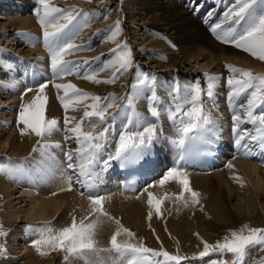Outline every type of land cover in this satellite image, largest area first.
<instances>
[{
	"label": "bare ground",
	"instance_id": "obj_1",
	"mask_svg": "<svg viewBox=\"0 0 264 264\" xmlns=\"http://www.w3.org/2000/svg\"><path fill=\"white\" fill-rule=\"evenodd\" d=\"M11 1L12 0H9L3 6L5 7L8 6L9 4L11 5L10 3ZM124 1L129 5H131V8L139 10L142 14H144V17L141 20L142 21L144 20L145 23H148L150 27L161 31H166L170 35V39L172 40V43L176 47H178V49L175 50L173 54L168 55L165 58L166 62H158L159 67L163 68L165 71H167L168 69H177L181 75H185V74L191 75V73L197 74L201 70L200 67L204 66L206 67V69H210L213 72L217 71L219 73H226L230 75L232 73L228 69L227 65H233V66L237 65V67L240 68L250 69L254 74L255 73H261L260 75L264 74L263 61L257 60L251 54L236 48L232 44L223 43L220 39H217L216 34H214L210 30V26H213L217 23H222L224 21V13L228 9V7L232 5L233 0L228 1V5L219 6L220 8H218V10L216 11H215L216 6H218L219 3L222 4L221 3L222 0H124ZM229 4L231 5L229 6ZM208 7L210 8L208 9ZM23 17L25 16L21 15V18L18 17L13 19L10 18L11 20L9 19V21L11 26L16 25L25 28L30 27V29L32 30L33 29L37 30L38 20L36 21V19L33 18L32 16L31 18H23ZM5 26L7 25L5 24L2 27ZM227 27H228L227 23H224V28L226 29ZM27 35L29 36V34ZM25 41L28 42V39ZM41 41L39 42L41 43ZM107 41L109 42V45H112V43H118L119 38H116L115 42H113L110 34V38H107ZM142 43L144 44L145 41H143ZM30 44L32 45V42ZM42 46L38 48L36 47L39 52L43 50ZM110 58H108L107 61L105 60L106 65H110L111 62ZM27 63L33 64L31 61H28L24 64V66ZM105 64L104 65L102 64L103 68L106 66ZM183 68L187 70L186 73ZM114 71H115L114 68L110 70L109 66H107L104 68V71H102L101 75L100 76L98 75V79L109 80L111 79V77H109L110 73ZM23 74L24 76L27 75L30 78V80H33L37 75H39V72L31 71V69L29 70L27 68L23 71ZM72 82L75 83L77 86H81L84 89L88 90V92L92 90L94 93H98L100 91L106 92L108 89L116 90V91L121 90L120 83H117L116 81L115 83H93L92 81H89L87 79L82 80L80 82H76V80L74 79L72 80ZM17 83H18V79L16 78L15 80L11 81L10 87L11 86L15 87ZM50 84H47V86H49ZM147 88H149V84L148 86L145 85L143 86V91ZM165 89H168L166 85L164 86L163 90ZM19 91L22 90L20 89ZM33 91L35 90H32L28 93H33ZM57 94L59 93L56 92L54 86L51 85L49 86V88L48 87L45 88V95L47 96L45 114L47 119L54 118L59 121L58 114H60L61 112L57 106V102L59 99ZM143 94H145L144 95L145 97H142V94L141 97H137V96L136 97L145 99L150 94V92H148L147 96H146V91H144ZM34 95L35 94H30L28 95V98L26 100L23 99L20 107L22 108L24 104L28 103L34 97ZM20 96L21 94L19 95V97ZM131 96L132 99H134L132 94ZM24 97H26V95ZM9 98L10 100L8 101L10 102L18 101L15 95L13 94ZM115 105H113V107H111L108 110L105 116L104 124L102 125V127L99 128L97 132H93L90 128H88L85 131L97 135L105 127L108 128L107 140L104 142L103 146L108 144L109 147L107 149L102 148L99 151L97 155L96 163L93 166H91L92 172L95 173V175L93 176L90 174L89 177L86 179L85 177L80 176L78 172H74L73 169H71L73 171L74 178L80 181L78 183L79 190L82 192V194L85 195L86 199H90L92 197L90 195L91 193L90 187L93 184L97 185L99 190L108 187V185L111 184L114 185L115 181L119 182V179L117 178L116 175H119L118 173H120L123 170L124 163H121L118 160H111L107 166H105L104 164V161L108 160L109 156L113 155L116 152L119 143V136L122 132V130L118 132L117 134L118 137L116 139H113L110 136L111 131L113 130V127L116 124V120H113L114 117L113 109ZM125 113H126V118L123 123H126V125H128V127H126L125 129L127 131H141L148 124H151L147 120V117L140 112H136V110H134V107H132L131 109L129 108V110H126ZM137 114H140V116H137ZM161 114L165 115L163 111L161 112ZM13 115H14L13 111H10V116L13 117ZM212 117L215 123L221 125V127L223 129H226V131L231 132V136L234 144L233 151L237 152L235 153L233 158L229 160V162L232 161L230 162L232 167L229 168L227 165L225 166L226 168L224 167L223 170L221 169L222 171L220 170L221 172L206 173V174L205 172H200L194 169H190L184 166L173 155L171 148L175 147V145L171 143V140L178 138L177 134L175 138H170L167 141V148H170L172 155L171 157L172 162L170 165L171 169L174 167L179 168V165L185 168L184 171L186 172L188 179L190 181L191 189L200 194L199 203L198 204L191 203L190 193H184V199L189 201L188 205L185 206L184 200H181L179 198L183 191L182 185H180L178 181L172 180L161 186L159 180L156 181L154 185H152L151 194L155 196L157 192L160 193V190L165 192L166 195L163 204H167L166 201H168V207L171 210L165 211V209L162 207V209H160V212L162 211L164 218L162 216L161 219L159 217L151 216V219H149V216H144L145 213L142 210L144 209L147 210L148 212H152L149 211L151 207L148 203L149 196H147L145 200H142L140 198L141 193L139 194L138 197H134V194H137L138 191H140V188L142 187L143 184L139 183L138 188L132 193L131 192L129 193V191L121 190L118 196L112 198L115 201H113V203L109 201V203L112 205L111 210H114L113 212L116 214L121 213L120 214L121 220L123 221L124 218L126 219L125 221L127 223L131 222L130 225H132V228L135 229L134 231L135 236L131 242L140 243L138 238H141V240H145L147 237L149 238L152 237V235H156L159 241L162 242V247L165 248L166 251H168L169 253L173 254V252H175L174 251L175 248L173 241L171 240V238H169V233H170L176 238L177 241H182V244L186 245L187 247L189 246V249L193 251V254L188 255V260L193 258L191 262H194L197 259L196 256H199V253L203 250V243L201 241V237L206 238L207 236H209L208 234L209 231L211 230H216V231L223 229L227 230L226 228L230 227L229 225L230 221H233L232 223L234 224L235 227L237 224H239L237 223V221L238 222L241 221V219H239L240 215L236 214L237 212H239L240 214L248 213V215L250 216L244 219L251 220L252 224H254L255 227L259 226V220L256 219L254 215L258 211V209L256 208L257 204H260L262 206V209H264V165L260 166V164L258 163V161L264 160V145L256 141L257 146L254 147V145L252 144L253 141H250L247 137H245V139L241 141V146L238 147L236 144V140L238 138L237 132H234L233 128L231 130L228 129L225 120H218L215 116ZM95 120L99 121L98 118H95ZM151 121H155V120L152 119ZM217 124L215 127L216 134H218L220 130ZM23 128L24 125L18 123L16 126L11 127L10 131L12 132L8 136H3L2 138H0V152L6 153L7 158L8 156L11 155H24L30 151H33L34 148L33 145L37 141V136H35L34 133L22 135L21 130ZM251 128H253L252 125ZM252 130H253L252 132H254V128ZM56 135L58 134L52 133L50 136L56 137ZM69 136H70L69 139L73 137L71 135ZM77 147H78V143L75 141L65 143V146L62 148V150L52 154L51 159H48L47 161L44 160L43 164L38 163L37 167L35 168L31 167L30 168L31 170L26 169L24 173L16 175L20 177L19 179L16 176L13 178L8 176L7 174H0V202L6 203L7 201V203H10L8 202V200L9 201L12 200V202L10 203V205L12 204V207L10 206L11 210L9 209L12 212L10 213L12 215L10 216L8 215L7 218L13 219L10 220V223L0 228V231L6 232L10 228V226H15V225L16 228H20L21 226L19 227L18 225L22 223V221L25 222L28 220L42 221L41 225L44 226L45 221L49 220L52 217H56V215L57 218L53 224L54 227H57L58 230V228L60 227L70 226L73 217H76V215H73L66 223H61L63 220L60 218V216L62 215L63 217L65 214H67L68 207L69 208L76 207L78 211L83 210V208L85 207L87 208L89 207L88 204L85 203V201H83V199H80L79 202L80 205H78L76 198L74 200H71V198H69L66 193L54 194L49 192L53 189L61 188L65 186V182L67 180L66 170H68L69 168L67 167L69 161L66 159V154L67 153L75 154L77 151ZM158 147L160 148L162 147V145L157 135V139L153 141L149 153L144 158L145 159L151 158L152 154L155 153ZM7 158L5 160H7ZM59 158L63 160L64 162L63 165H61ZM72 162L74 164L79 165L80 160L74 155ZM66 163L67 165H65ZM31 164L32 163H30V165ZM15 185L17 187H15ZM244 185L246 187H244L242 190L243 191L246 190L245 194L249 192L248 193L249 196L243 195L242 197H240L241 200L244 202L245 209H241V207L235 206L236 207V213H235L231 208V200L234 198L235 195L240 196L242 194L238 192L239 190L240 192H242L241 187H243ZM117 186L119 187V185L112 187L117 188ZM2 188L4 190L3 197L1 194ZM6 189L9 190L6 191ZM73 193H74V189H73ZM72 195L73 194L71 192L70 196ZM14 200L18 201L17 204L15 205L13 204ZM105 202H108V200H106ZM144 202H146L145 205H142V203ZM109 203L107 204L109 205ZM19 204L21 206L15 208ZM13 208H15V210H13ZM134 209H136L137 211H135ZM207 211L213 214L215 221H213L212 219L209 220L207 218L208 215ZM129 212L133 214L132 216L135 215L134 219L132 218L128 219L131 217L129 215ZM224 212H226L228 217L224 216L223 214ZM112 214L113 213L110 212L108 213V216L100 217L101 223L99 224L95 235V241H96L95 251L85 252L83 256H75L71 258L70 262H72V264H126V261L129 259V257H122L119 253H117L112 249L110 243L111 236L116 232L117 228L119 227L115 223V220H118L120 225H122L120 219H118L116 216H112ZM125 215L126 216L128 215L129 217H126ZM110 216L111 218H114V220L110 219L109 218ZM163 219L165 220L163 221ZM243 220L241 222H243ZM7 221L9 222V220ZM164 224L168 225L167 229H165ZM38 228L39 227L31 230L30 229L22 230V228L18 230L15 228L12 229L11 230L13 231L12 251L13 253H17L19 256H25V255L27 256V253L29 251L34 252L33 254L35 255L34 259L29 260L28 261L29 263L27 264H56L58 260L56 255L59 253V251H52L50 249L43 248L42 250L47 251L49 254L41 255L37 251V249L33 246V241L40 238L39 232L37 231ZM193 232L198 233V234L196 233L197 237L192 235ZM151 233L152 235L149 236ZM0 236L2 237V235ZM126 240H128V238L125 235H121L120 237H118V241L121 243L125 242ZM231 255L232 254L226 253L220 258L219 257L221 256L220 254L217 260L219 259L226 260L227 264H234V259ZM211 259H212V254L209 257H204L205 260L204 264H209V261ZM191 262L190 263L185 262L181 264H188V263L191 264ZM255 263L264 264V251L260 253V259Z\"/></svg>",
	"mask_w": 264,
	"mask_h": 264
},
{
	"label": "snow or ice",
	"instance_id": "obj_2",
	"mask_svg": "<svg viewBox=\"0 0 264 264\" xmlns=\"http://www.w3.org/2000/svg\"><path fill=\"white\" fill-rule=\"evenodd\" d=\"M41 8L36 9V15L39 17V23L43 27V37L45 44L50 52V67L53 75L57 79H63L68 75H80V64L65 59L66 56L80 50L72 37L76 35V30L80 22L77 17L84 13L83 9L69 8L62 9L54 6L51 0H39ZM224 23L228 27L224 28ZM210 30L216 34L217 39L223 43L232 44L236 48L251 54L253 57L264 61V0H233V3L224 13V21L210 26ZM120 28L119 21L114 26V30H110L112 41L115 42ZM113 59L110 65L116 69L113 77L109 80L98 79V73H87L80 78L87 79L93 83H115L117 73H122L133 67V54L127 44L117 45L116 49L112 50ZM83 63H88L84 61ZM230 72L233 74L227 80L230 88V101L246 95V102L239 105L244 109V118L237 112L233 115L234 128L237 132V146H241V141L247 137L250 141H257L264 145V75L254 74L250 69L227 65ZM217 77L208 76L207 90L201 88L199 83L191 87L185 86L183 94H181L180 86L177 84L169 92L173 97L170 105L166 104L161 98L155 94L154 85L156 77L150 73H142L137 77V83L131 87L136 96L143 93V86L149 84L150 94L146 97L149 100V111L151 116L159 121L161 112L163 111L172 121L173 127L177 132L176 139H172L171 143L178 149L184 150L181 152L180 159H185V152L189 146L196 143H211L209 134L214 135L215 121L211 116L210 111L206 110L203 103V98L206 96L209 99H214V88L216 86ZM150 82V83H149ZM48 82H44L38 87L37 94L26 104H24L19 112L18 123L24 125L21 134L34 133L35 136L43 140L46 136H50L54 131L58 130L59 121L56 119L46 118L47 96L45 88ZM55 88L63 90V96L60 97L63 107L74 109L80 104H85V111L81 120L72 128H67L71 120L75 118L65 117V126L68 132L73 134V139L78 143L75 154L67 153L66 159L69 161L68 167L78 172L80 176L86 179L89 175H95L92 172L91 166L97 161V155L103 148L104 142L107 140L108 128L105 127L99 134L94 135L91 132L83 130L84 120L89 121L92 118H98L104 122L105 116L109 108L113 107V103L108 98L90 94L69 83H56ZM32 91L31 88L26 89V92ZM115 97L112 98L114 100ZM91 101L90 104L86 103ZM105 100L104 103H101ZM126 104L131 109L133 107V99L130 98ZM161 105H164L161 108ZM91 109V110H87ZM259 110V111H258ZM140 116V114H137ZM115 117H113V120ZM146 119V118H145ZM251 124L254 132H248L247 129L241 130L240 124ZM128 125H126L127 127ZM157 139L156 124H148L141 131L123 130L119 136V143L116 152L110 155L108 160L104 161L107 166L111 160H118L121 163H136L142 160L151 149L152 143ZM60 147V145H54ZM51 146L48 144H40L38 148H34V152H39L42 157L51 159V153L48 149ZM76 156L80 163L74 164L73 156ZM25 161L15 164L0 163V174H7L10 177H15L17 174L26 171ZM43 164L44 161H39ZM232 167L231 164L228 165ZM178 181L182 185V193L180 199L184 200L185 206L189 201L184 199V193H190L191 203H199V193L192 190L190 181L185 171L181 168H172L167 172L160 181L163 186L169 181ZM68 189L72 187V177L67 178ZM80 181L77 180V183ZM148 203L155 208L156 212H160L162 201L157 199L151 193L149 194ZM92 215L96 216L95 220L85 223L83 220L77 222L73 217L70 226L60 230H54L51 225H44L37 229L39 239L33 241V246L41 255H48L43 248L52 251H63L68 255L83 256L85 252L95 251V235L96 230L101 223V216H108V213L103 207V198L95 197L91 200ZM110 219L111 218L109 217ZM151 219V213H149ZM115 223L119 226L116 232L111 236V246L114 251L122 257H129L127 264H181L182 261L188 259L179 254L173 255L166 250H154L146 247L143 243L131 242L135 234L120 225L118 220ZM2 227V226H0ZM33 226H29L31 230ZM0 231V235H4ZM125 235L128 240L121 243L118 237ZM264 250V229L251 228L244 225L239 230H232L230 236H225L223 241H217L215 244H209L206 241L203 244V250L199 253V257H209L212 253L232 254L234 264H244L246 257L249 255L250 249ZM159 258H163L162 260ZM209 264H227L226 260L211 259Z\"/></svg>",
	"mask_w": 264,
	"mask_h": 264
},
{
	"label": "rangeland",
	"instance_id": "obj_3",
	"mask_svg": "<svg viewBox=\"0 0 264 264\" xmlns=\"http://www.w3.org/2000/svg\"><path fill=\"white\" fill-rule=\"evenodd\" d=\"M29 1L30 2H28V0H15L14 2L11 1L12 6L9 4L11 7L5 8V11H3V12L0 9V26H1V28H0V73L2 72V77H1V81H0V104H1V106H0V138H2L3 136H8L12 132V131H10L11 127L12 126L14 127L18 124V120H16L14 122L15 118L13 119V117L10 116V111L5 113L6 111L3 110L4 108H2L3 106L9 107L11 105L12 106L16 105V107H15L16 110L14 108L13 113L18 114L19 107L17 106V102L13 103V104L9 103V104L5 105V102L7 103V101H8L5 98H7L6 96L10 93V89L8 88L7 84L9 85L11 82H8V79H9V81H12V79L8 76H10L11 74H14L13 78L14 77L16 78L17 74L19 76L20 73H16V70H18V66H19L18 61L22 60V59L25 60L27 57L32 55L31 53H33L34 55L38 54V52H34L35 50L38 51V49H37L38 47H41L39 43H37L38 45H36L35 44L36 42H34L35 41V35L37 34V31H40V35L44 39V37H43L44 29L41 26V24L39 23V17L35 14L36 9L41 8V5L39 3V0H29ZM51 2L54 6L60 7L62 9H69V8L83 9L84 13L87 14V15H84L82 13L80 16L77 17L80 24L81 23L82 24L81 25L79 24V27L76 30V35L73 37V40L77 45L80 46V50L78 52H81V53L74 52L73 54L70 55V56H74V55L76 56L77 55V58H76L77 63L83 65L84 64L83 62L85 60L81 61L82 59L86 58L87 61L89 59H92L93 61H91L89 63V65L92 63V65L95 66V64L98 63V65L96 66L97 67L96 69H98L97 72H98V75L100 76L102 71H104V68H105V67L103 68V65L106 63L105 60L107 61V59L110 58V55H111L110 60L113 59L112 50L116 49L118 44L119 45L127 44V46L130 47L132 50L133 67L127 71L122 72V73H117L116 82L120 83V86H121V90H117V91L108 89L106 92L100 91L98 93H94L92 90L88 92V90L84 89L83 87L77 86L75 83L72 82V80L75 79L76 82H80L82 80H85L83 78H80V76L84 75L83 73H88V72H83L80 70H79L80 75H77V78H79V79H76V77H74V76L71 77V75H69L70 77L66 76L63 79L54 80L53 83L50 82L51 84L49 83L50 84L49 86H51V85L54 86L56 83H59V82L60 83L71 82L72 84L76 85L77 88H79L85 92H88L90 94L101 96L102 98H108V100L111 102H112V98L115 97V99L118 100V105L116 104L117 103L116 101L113 102V105L116 104L118 108H120L124 97L128 96V93H129L130 98H132L131 94L133 95V98H134L133 103H135L136 105H139L138 107L140 108V111L145 112V110H148V107L145 105L143 106L142 102H140L141 98H137V97H141V95L136 97V95L133 92V89L131 87L134 83H136L138 76H140L142 73L153 74L156 77V83L154 85L155 89H157V88L160 89L159 86L162 84V82L165 81L162 78L163 77L162 74H164V77H166V79L170 78L171 80H173L172 82L170 80L169 84L178 83L177 82V80H178L177 75L175 76V74H174V71H175L176 73H178V76H181V74L178 72V70L177 69H168L169 71L168 70L165 71L163 68L159 67V63H158V62H166L165 58L168 55L173 54L175 52V50L178 49V47H176L172 43V40L170 39V35L166 31L154 29V28L150 27L148 23H145L144 20H143L144 21L143 22L141 19L144 17V14H142L139 10L131 8V5L126 3L124 0H51ZM1 3H4V1L0 0V6L2 5ZM229 3H231V2H229ZM4 4H6V2ZM230 5L231 4H229V6ZM1 7L4 8V6H1ZM21 15L25 16L23 18H31V16H32L33 18L36 19V21L38 20L37 24L39 25V27L37 28V30L36 29L32 30V29H30V27H26L25 29H23V27H19L16 25L11 26L9 19L10 18L13 19L16 17L21 18ZM117 21H119L120 28L122 29V31L120 33H118V35H117V38H119V42L118 43H112V45H109V42H108L109 40L107 41V38H110V34H111L110 30H114V26L116 25ZM5 24L7 26L2 27ZM28 28H29V30H28ZM5 29H6V31H5ZM27 34H29V36ZM27 39H28V42L25 41ZM37 40H38V42L41 41L40 38ZM143 41H145L144 44L142 43ZM31 42H32V45L30 44ZM43 43H42V45H44L43 47L45 48L44 52L47 54V50H49V49H48V47L44 41H43ZM12 47H14V49L16 48V50H17L16 51L17 53H15V55H17L16 58H11L12 54H11L10 50H8V49H11ZM104 51H106L107 55L102 53ZM47 56H49V55L47 54ZM33 57H35V56H33ZM66 58H69V55L66 56L65 59ZM102 58H103V65H101ZM257 60H259V59H257ZM259 61H261V60H259ZM45 64L50 65V62L45 63ZM28 65L29 64L27 63L24 67H26ZM99 65H100L101 69L99 68ZM24 67L19 69V71H21V72L24 71ZM235 67H237V65ZM102 68H103V70H102ZM112 68L113 67L109 66L110 70ZM200 68L201 69L205 68V70H206V67H204V66H202ZM7 72H8V74H7ZM115 72H116V69L114 72H111L110 75L108 74L109 77L112 78L113 74ZM186 72H187V70H185V73ZM93 73H95V72L93 71ZM193 75H195V74H193ZM6 76L8 79L7 78L4 79ZM230 76H232V74L228 75V77H230ZM3 79H4V81L5 80L7 81V84L5 82H2ZM63 80H65V81H63ZM49 86H47V87L49 88ZM145 86H148V84H146ZM21 90L22 91H18L19 93H16L18 95L21 94V96L19 98H21L26 93L25 89L24 90L21 89ZM122 90H123V92L121 93ZM165 90H167V89H165ZM165 90H163L162 93H165ZM58 91L59 90L56 89V92L59 94L61 93L60 95L63 96L62 95V94H64L63 91L62 90H60L59 92ZM144 91H146V96H147L148 92H150V88H147ZM23 92H24V94H23ZM37 92H38V90H36L35 92L33 91V93H28V94H26V97H24L23 99L26 100L28 98V95L37 94ZM59 94H57V96ZM143 95H145V94H143ZM144 101H145V103H147V98H145ZM104 102H105V100L101 101V103H104ZM86 103L90 104L91 102L87 101ZM57 106H58V102H57ZM85 110H86L85 104H83V103L76 106L75 110L72 108L68 109L67 117L68 118H75V119L71 120L70 123L67 125V127L68 128L74 127L75 124L78 123L81 120V118L83 117ZM87 110H91V109H87ZM60 112H61V109H60ZM11 117H12V119H11ZM121 117H123V114L120 115L119 119ZM125 118H126V113H125L124 119ZM4 119H6V120L8 119V122ZM94 120H95V118H94ZM84 121H86V119ZM120 121L124 122L123 118H121ZM85 125L83 123V126H85ZM88 128L89 127H85V128H83V130L86 131ZM70 135L73 136L72 133ZM56 137H57V135H56ZM75 142H77V141L75 140ZM28 154H30V153H28ZM20 156H23V155H20ZM26 157H28L29 163H32L34 165L33 161L35 158V154L31 153L30 155H26ZM6 158H7V154L5 155V154L0 152V162L2 161V159L5 160ZM2 162L4 163L5 161H2ZM13 162L17 163V162H19V160L16 159L15 161L13 160ZM230 162H232V161H230ZM230 162L228 163V165L230 164ZM163 176L164 175H162L158 178H161ZM15 187H17V186L15 185ZM244 187H246V186L244 185L243 187H241V190ZM72 188L73 187H71V191L68 190L69 193L67 192V194L71 195V192H72V194H73L72 196H74L75 194H77V192L74 190V193H73ZM7 190H9V189H6V191ZM245 191L242 190V192H240V190H239L238 193H242V194L240 196L235 195L234 198L231 200V208H232L233 212L236 213V207H238V206L241 207V209H245L244 202L240 198L243 195L249 196V194H248L249 192L245 194ZM1 194L3 197L4 196L3 195L4 194L3 188L1 189ZM158 194H159V192L155 195L157 196ZM237 197H239V198H237ZM157 199L162 201L160 196H159V198L157 197ZM83 201H85V200H83ZM8 202L11 203L12 200L11 201L8 200ZM17 202L18 201L14 200L13 204L15 205V204H17ZM10 203H7V201H6V203L0 202V226H2V227H4V225H7L8 223H10V220H13V219L7 218L8 215L9 216L12 215V214H10V213H12L10 211L11 210L10 206L12 207V204L10 205ZM85 203H86V201H85ZM145 203L146 202H144L142 204L145 205ZM166 203L167 204H163L162 207L165 209V211H168V210L170 211L171 209L168 207V201H166ZM109 205H110V203H109ZM20 206L21 205L19 204L18 206H16V207L14 206V207L17 208ZM162 207H161V209H162ZM255 207H256V205H255ZM15 208H13V210H15ZM256 208L258 209V211H257V213H255L254 217L259 220V226L258 227H255L254 224H252L251 220L244 219V218L250 216V215H248V213L240 214L239 212H237L236 214L240 215L239 219H241V221L244 219L243 222L237 221V223H239V224H237L234 227V224L232 223L233 221H230L229 222L230 227L226 228L227 230L223 229V230H219V231H216V230L209 231V234H208L209 236H207L208 239H207V237L205 238V237L200 236L202 243L204 244V242L206 241L209 244L210 243L215 244L217 241H222L225 236H230V232L232 230H239L244 225H248L251 228L264 229V214H263L264 209H262V206L260 204H257ZM224 209H225V207H224ZM134 210L137 211L136 209H134ZM142 210L145 213L144 216H149V212L147 210H144V209H142ZM149 211H152V213H154V215H151V216L159 217L160 219L162 217L164 218V215L162 213H161L162 215H159L160 213L158 214L155 211V208H153L152 206L150 207ZM106 212H108V211H106ZM207 212H208L207 218L209 220L212 219L213 221H215L213 214L209 213V211H207ZM85 214L86 213H84L83 210L78 211L76 209V207H74V208L68 207L67 214H65L63 217H62V215L60 216V218L63 220L61 223H66L70 219V217L73 215H76L75 218H76L77 222L83 220L85 223H88L91 220H94L96 218L95 215H91L92 217H90V219H89L88 217L83 216ZM157 214H158V216H157ZM223 214L225 217H228L226 212H224ZM66 215H68V216H66ZM129 215L131 217L128 219H131V218L134 219L135 218V215L132 216L133 214H131L130 212H129ZM112 216H115V215L112 214ZM126 217H129V216L127 215ZM166 218H168V217H166ZM7 220H9V222ZM125 220L126 219H124V218H123L124 222L122 220H120L122 223V226H124V228L131 230L134 233L135 229L132 228V225H130L131 222L127 223ZM164 220L165 219H163V221ZM15 226H10V228H9L10 230L8 229L6 232H3L5 234L2 235V237L0 236V264H27V263H29L28 262L29 260L34 259L35 255H33L34 252H32V251H29L27 253V256L25 255L26 257L25 256H19L17 253H13V251H12L13 250L12 232L13 231H11V230L14 228L17 230L21 229V228H22V230L26 229L23 225L21 226V224L18 225L19 227L21 226L20 228H16ZM2 227H0V228H2ZM164 227H165V229H167L168 225L164 224ZM231 227H233V228H231ZM196 233L197 232H193L192 235L197 237L198 233L197 234ZM151 235H152V233L149 236H151ZM152 237H149V238L147 237L148 239L146 238L145 240H141V238H138V239H139L140 243H143L148 248H151V249H154L157 251L166 250L162 247V242L159 241V239L156 237V235H152ZM200 237H199V239H200ZM169 238H171V240L173 241V244H174V248H175L174 249L175 252H173L174 255H176V254H179V255L180 254L181 255L193 254V251L191 249H189V246L187 247L186 245L182 244V241H177L176 238L170 233H169ZM148 242H150V243H148ZM5 247L7 248L6 251L2 252V250L5 249ZM255 249H257V250L255 251L254 249L253 250L250 249L249 254L252 257L255 254L256 257L258 259H260V253H262V251H264V250H258L259 249L258 247ZM62 253H64V252H60V254H62ZM255 255H254V257H255ZM56 256H58V255H56ZM36 257H37V255H36ZM68 257H70V255H68ZM56 264H69V261H66V259H65V254L61 255L58 258ZM191 264H193V263H191ZM255 264H257V263H255Z\"/></svg>",
	"mask_w": 264,
	"mask_h": 264
}]
</instances>
